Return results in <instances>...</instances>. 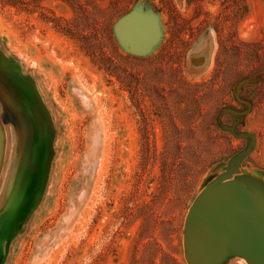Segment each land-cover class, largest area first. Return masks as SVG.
I'll use <instances>...</instances> for the list:
<instances>
[{"label":"rangeland","instance_id":"1","mask_svg":"<svg viewBox=\"0 0 264 264\" xmlns=\"http://www.w3.org/2000/svg\"><path fill=\"white\" fill-rule=\"evenodd\" d=\"M0 122V264H188L251 143L264 198V0H0Z\"/></svg>","mask_w":264,"mask_h":264},{"label":"water","instance_id":"2","mask_svg":"<svg viewBox=\"0 0 264 264\" xmlns=\"http://www.w3.org/2000/svg\"><path fill=\"white\" fill-rule=\"evenodd\" d=\"M205 62V55H191L189 72L200 71ZM234 125L225 129L235 135ZM4 133L0 122V172ZM239 137L253 139L245 134ZM253 145L222 167L224 171L204 186L191 206L183 242L188 264H227L233 257H241L248 264H264V198L237 175L240 162Z\"/></svg>","mask_w":264,"mask_h":264}]
</instances>
